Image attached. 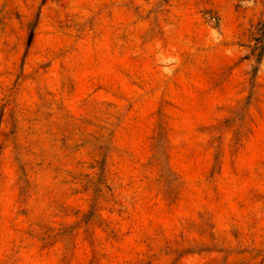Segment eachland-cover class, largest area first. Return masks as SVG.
I'll return each instance as SVG.
<instances>
[{"label":"rangeland","instance_id":"374dc122","mask_svg":"<svg viewBox=\"0 0 264 264\" xmlns=\"http://www.w3.org/2000/svg\"><path fill=\"white\" fill-rule=\"evenodd\" d=\"M0 264H264V0H0Z\"/></svg>","mask_w":264,"mask_h":264}]
</instances>
